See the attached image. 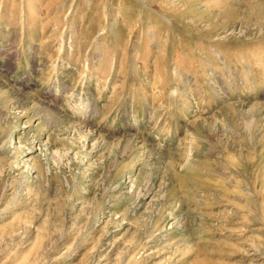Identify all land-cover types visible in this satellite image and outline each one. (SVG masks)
I'll list each match as a JSON object with an SVG mask.
<instances>
[{
	"label": "rangeland",
	"instance_id": "1",
	"mask_svg": "<svg viewBox=\"0 0 264 264\" xmlns=\"http://www.w3.org/2000/svg\"><path fill=\"white\" fill-rule=\"evenodd\" d=\"M0 264H264V0H0Z\"/></svg>",
	"mask_w": 264,
	"mask_h": 264
},
{
	"label": "bare ground",
	"instance_id": "2",
	"mask_svg": "<svg viewBox=\"0 0 264 264\" xmlns=\"http://www.w3.org/2000/svg\"><path fill=\"white\" fill-rule=\"evenodd\" d=\"M137 117V116H136ZM136 122V121H135Z\"/></svg>",
	"mask_w": 264,
	"mask_h": 264
}]
</instances>
